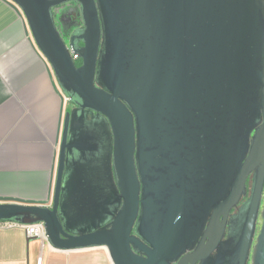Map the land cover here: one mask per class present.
<instances>
[{"label":"water","instance_id":"95a60500","mask_svg":"<svg viewBox=\"0 0 264 264\" xmlns=\"http://www.w3.org/2000/svg\"><path fill=\"white\" fill-rule=\"evenodd\" d=\"M9 1L73 108L50 206L0 204V222L43 223L53 249L104 247L112 264H175L252 174L214 264H247L251 247L264 264V0ZM69 3L82 27L66 44L54 10ZM202 242L177 264H213Z\"/></svg>","mask_w":264,"mask_h":264},{"label":"crops","instance_id":"0c3cea01","mask_svg":"<svg viewBox=\"0 0 264 264\" xmlns=\"http://www.w3.org/2000/svg\"><path fill=\"white\" fill-rule=\"evenodd\" d=\"M20 9L0 0V204L50 206L65 113L72 109ZM0 264H112L104 247L61 251L0 228Z\"/></svg>","mask_w":264,"mask_h":264},{"label":"flooded vegetation","instance_id":"af4514ba","mask_svg":"<svg viewBox=\"0 0 264 264\" xmlns=\"http://www.w3.org/2000/svg\"><path fill=\"white\" fill-rule=\"evenodd\" d=\"M81 27H82V25H81ZM79 45L82 46L81 43H79ZM77 61H79V60H77ZM76 63H78V62H76ZM80 66H81V64L77 65V67H80ZM251 181H252V174H250L246 180V194L243 195L240 198V200L238 201V203L234 207L231 208V210L229 211L228 215L225 218V221H223V216L221 215L218 219V222L216 224H212L210 226L212 228H211L209 234H208V231H206L208 226H209V221H208L205 225V229L203 230L202 234L199 236L198 241L194 245V248L192 250H188L184 254H182L178 258L177 262H179L183 258L189 257L192 253H194V251L196 249H198V247H199V242H201L202 240H203V242H202L203 247L207 246V247H209V249L211 248V250L207 253H206V249H205L203 254H202L203 256L205 255L204 260L206 262L214 264L216 262L225 261V258L228 256V252L230 251L228 244L233 240L234 234H236L237 228L239 226L238 225V221H239L238 217H239L240 211L250 196ZM262 209H263V207L261 208V205H260V212ZM260 212L258 214L256 225H257L259 218L261 219ZM133 229H134V227H133ZM133 234H134V231L132 230L131 235H133ZM205 234H208V235H206V237H205ZM257 235L255 234L253 237V243L255 242V238ZM253 243H252V246H253ZM251 253H252V247L250 250V256L248 258L247 264H250ZM177 262L175 264H177ZM201 263L202 262L199 260L195 264H201Z\"/></svg>","mask_w":264,"mask_h":264},{"label":"rangeland","instance_id":"374dc122","mask_svg":"<svg viewBox=\"0 0 264 264\" xmlns=\"http://www.w3.org/2000/svg\"><path fill=\"white\" fill-rule=\"evenodd\" d=\"M54 20L62 38L64 39L66 44H69L72 34L76 30H78L82 25L79 6L74 3H69L67 5H63L59 8H56L54 10ZM261 202H262L261 203V208H262L264 205V192ZM261 224H262V220L259 218L256 225V231H255L256 235L259 232Z\"/></svg>","mask_w":264,"mask_h":264},{"label":"built area","instance_id":"2783aa9c","mask_svg":"<svg viewBox=\"0 0 264 264\" xmlns=\"http://www.w3.org/2000/svg\"><path fill=\"white\" fill-rule=\"evenodd\" d=\"M76 60V56H73ZM19 227L25 231L26 236L30 238L40 239L42 242L47 241L43 223H36L32 225H22L10 222H0V228Z\"/></svg>","mask_w":264,"mask_h":264},{"label":"trees","instance_id":"16d2710c","mask_svg":"<svg viewBox=\"0 0 264 264\" xmlns=\"http://www.w3.org/2000/svg\"><path fill=\"white\" fill-rule=\"evenodd\" d=\"M76 62H78V63H76V67H77V65L81 64V61H76Z\"/></svg>","mask_w":264,"mask_h":264}]
</instances>
